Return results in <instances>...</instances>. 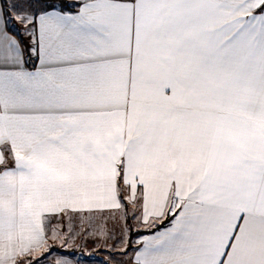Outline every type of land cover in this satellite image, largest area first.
<instances>
[{"label": "snow or ice", "instance_id": "snow-or-ice-1", "mask_svg": "<svg viewBox=\"0 0 264 264\" xmlns=\"http://www.w3.org/2000/svg\"><path fill=\"white\" fill-rule=\"evenodd\" d=\"M81 237L264 264V0H0V264Z\"/></svg>", "mask_w": 264, "mask_h": 264}, {"label": "rangeland", "instance_id": "rangeland-1", "mask_svg": "<svg viewBox=\"0 0 264 264\" xmlns=\"http://www.w3.org/2000/svg\"><path fill=\"white\" fill-rule=\"evenodd\" d=\"M133 240L136 239L135 236L132 237ZM78 244H81L83 246V249H85L87 252H93L94 254L92 256H85L82 259L81 264H97V262L103 264L104 261L109 260V249L103 245V242H99L101 246L97 248L98 241L93 239H87L85 240L83 237H81L78 241ZM109 245H111L113 242L108 241ZM54 257V256H53ZM50 257L49 260L46 262H51L53 264L55 258ZM127 257L120 256V255H113L110 264H127Z\"/></svg>", "mask_w": 264, "mask_h": 264}, {"label": "crops", "instance_id": "crops-1", "mask_svg": "<svg viewBox=\"0 0 264 264\" xmlns=\"http://www.w3.org/2000/svg\"><path fill=\"white\" fill-rule=\"evenodd\" d=\"M53 258H55V256H54ZM51 262H52V261H51ZM51 262H48V263H46V264H51ZM97 264H101V263L97 262Z\"/></svg>", "mask_w": 264, "mask_h": 264}]
</instances>
